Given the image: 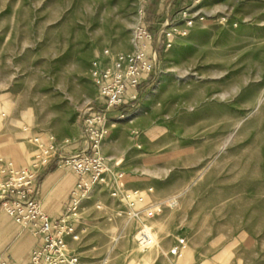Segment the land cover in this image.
Instances as JSON below:
<instances>
[{
  "label": "rangeland",
  "instance_id": "obj_1",
  "mask_svg": "<svg viewBox=\"0 0 264 264\" xmlns=\"http://www.w3.org/2000/svg\"><path fill=\"white\" fill-rule=\"evenodd\" d=\"M193 5L179 2L169 16ZM158 10L159 0H0V171L16 167L19 148L29 154L16 168H32L80 138L86 111L101 105L94 62L106 49L134 54L136 28L150 16L154 32L164 23ZM201 10L205 20L176 33L172 49L155 46L158 75L130 114L145 107L138 118L155 121L130 132L144 163L143 179L124 172L141 194L134 208L95 186L71 217L84 264H264V0H205ZM43 137L50 144L37 145ZM142 221L159 246L140 245ZM178 238L180 259L167 256Z\"/></svg>",
  "mask_w": 264,
  "mask_h": 264
},
{
  "label": "built area",
  "instance_id": "obj_2",
  "mask_svg": "<svg viewBox=\"0 0 264 264\" xmlns=\"http://www.w3.org/2000/svg\"><path fill=\"white\" fill-rule=\"evenodd\" d=\"M205 0H190L194 5L183 9L179 20L167 15L164 23L154 32L146 25H139L135 30L136 52L131 55L113 54L109 49L94 62L92 75L99 88L100 108H89L83 122V140L87 145L83 149H74L67 155L60 156L58 165L69 167L79 176V185L74 193V201L68 215L77 211L78 204L95 186L111 187L110 195L120 203L135 206L132 197L141 196L140 191L130 193L124 173H114L109 160L101 153V143L105 127L114 113L118 118H125L123 109L137 111L136 105L141 101V86L158 75L156 73L158 57L150 54L151 45L165 50L174 47L176 33H186L205 20L201 10ZM109 62L110 66L106 63ZM129 89L132 93L129 94ZM51 150V149H50ZM40 154L32 168L18 169L8 167L0 171V208L12 217L24 229L34 235L42 236L43 244L33 253L27 264H84L83 259L73 247L79 242L80 234L72 218L68 215L60 221H53L44 211L41 202L36 198V187L42 169L56 157L57 149ZM50 154L49 157L46 156ZM91 178L88 179L87 176ZM101 208V206H100ZM148 219L154 217L157 209H145ZM130 218L137 217L140 211L126 212ZM139 217V216H138ZM138 241L145 250L159 246L154 231L141 222L138 229ZM186 247V239L178 238L167 256L180 259ZM0 264H8L0 257Z\"/></svg>",
  "mask_w": 264,
  "mask_h": 264
},
{
  "label": "crops",
  "instance_id": "obj_3",
  "mask_svg": "<svg viewBox=\"0 0 264 264\" xmlns=\"http://www.w3.org/2000/svg\"><path fill=\"white\" fill-rule=\"evenodd\" d=\"M179 2L187 4V0H159V10L154 12L155 15H161L158 21L169 15L170 10L176 8ZM152 17L149 18L154 22L152 24L149 22L146 26L154 30L156 17ZM155 49V46L151 45L149 53H154ZM119 113L112 114L106 124L101 153L109 160L114 173L125 172L129 178L137 176L143 179L144 163L136 162L134 159L135 141L130 134L134 128L128 127L127 123H120L119 120L123 118H118ZM82 137L83 128L79 139L72 141L71 145L58 147L55 159L48 163L39 174L36 198L53 221H60L68 215L73 205L74 193L79 185V176L76 172L69 167H60L58 160L60 156L67 155L74 149L85 148L87 142ZM141 184L133 183L132 186ZM132 186L129 185V188ZM42 244V236L30 233L0 208V257L3 260L8 264H27L32 260L34 251Z\"/></svg>",
  "mask_w": 264,
  "mask_h": 264
},
{
  "label": "bare ground",
  "instance_id": "obj_4",
  "mask_svg": "<svg viewBox=\"0 0 264 264\" xmlns=\"http://www.w3.org/2000/svg\"><path fill=\"white\" fill-rule=\"evenodd\" d=\"M153 98H154V95H151L150 99L153 100ZM145 113H146V109H145V107H143L137 114L142 115V114H145ZM139 115L133 116V117L130 116L128 118L130 120V122L128 124L129 125L128 127H131L132 129L133 128L136 129L139 126H144V127L147 128L148 125L150 126L151 124L155 123L154 118H153V116L150 113H147V115L142 116V118H138ZM0 117L2 119H4V117H6V114L4 112H0ZM36 143L39 146H43L44 144H50V139L48 137H43L42 140H36ZM28 154L29 153H28V151L26 149L19 148V150L16 152V154H15V152L12 154V156H14V157H13V162H11V163L13 165H15L16 167H18L19 166L18 164L21 163V160L24 157H26V155H28ZM79 204H80V202H79ZM167 204L169 206H177L179 204V201L177 199H173L171 201H168ZM156 207L157 208H155V209L161 210V208L164 207V205L163 204H158ZM74 215H77L76 214V210L75 211L73 210L68 215V218H71ZM131 225H132V222L128 225V227H130ZM128 227H127V229H128ZM123 234H124V232H122L121 235H118V236L114 237V243L110 247V251L109 252H112L113 249H116L118 240L123 236ZM154 235H155V237L157 239L156 234H154ZM137 239H138V235H137ZM189 255H192V253L190 252ZM107 262H108V260H107Z\"/></svg>",
  "mask_w": 264,
  "mask_h": 264
},
{
  "label": "trees",
  "instance_id": "obj_5",
  "mask_svg": "<svg viewBox=\"0 0 264 264\" xmlns=\"http://www.w3.org/2000/svg\"><path fill=\"white\" fill-rule=\"evenodd\" d=\"M133 112H136V110L135 111H128V110H125V109H123V114L124 115H130V114H132Z\"/></svg>",
  "mask_w": 264,
  "mask_h": 264
}]
</instances>
